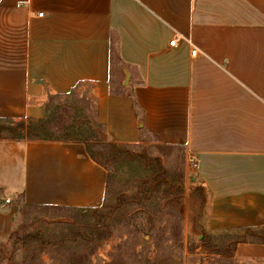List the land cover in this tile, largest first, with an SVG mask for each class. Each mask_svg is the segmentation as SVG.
Listing matches in <instances>:
<instances>
[{
	"label": "crops",
	"instance_id": "obj_1",
	"mask_svg": "<svg viewBox=\"0 0 264 264\" xmlns=\"http://www.w3.org/2000/svg\"><path fill=\"white\" fill-rule=\"evenodd\" d=\"M69 93L108 143L181 150L204 233L264 238V0H0V119H44ZM106 183L84 143L1 139L0 240L20 204L95 208ZM233 257L264 261L263 240Z\"/></svg>",
	"mask_w": 264,
	"mask_h": 264
},
{
	"label": "rangeland",
	"instance_id": "obj_2",
	"mask_svg": "<svg viewBox=\"0 0 264 264\" xmlns=\"http://www.w3.org/2000/svg\"><path fill=\"white\" fill-rule=\"evenodd\" d=\"M88 103L73 93L51 97L45 117L48 125L33 134L39 138L87 140L91 154L107 172L103 203L88 209L20 204L11 234L0 240V264H57L53 260L57 252L53 245L60 236L75 230L84 234L94 232L95 227L101 230L104 240L92 258L93 263H108L114 254L124 263L131 261L129 251L133 246H136L134 251L140 253L137 259H154L152 240L145 245L140 240H148L156 234L168 236L171 225L178 224L177 220L182 225V248L162 251L157 264L170 261L172 264H264V261L241 262L228 257L221 249L227 234L210 232L203 236L204 192L193 186L181 150L159 146L148 133L144 134L146 143L137 147H97L90 142L95 138L93 132L99 134V130L94 121L93 103ZM8 125L0 123V138L10 134V130L3 129ZM144 189H180V194L168 202H133V196L140 199L139 192ZM136 224L139 233L145 235H138L134 242L131 232L137 228ZM150 226L153 229L149 232Z\"/></svg>",
	"mask_w": 264,
	"mask_h": 264
},
{
	"label": "trees",
	"instance_id": "obj_3",
	"mask_svg": "<svg viewBox=\"0 0 264 264\" xmlns=\"http://www.w3.org/2000/svg\"><path fill=\"white\" fill-rule=\"evenodd\" d=\"M71 94V93H69ZM61 96V95H58ZM65 96V95H63ZM48 120L45 119H39V120H33V119H24V118H18V119H0V123H9L10 125L5 126L3 129L6 131H11L9 135L6 137H2L1 139H10V140H58V141H71V142H81L84 143L86 146V151L88 155L99 165H101L104 169V165H102L98 160H96L93 155L91 154L90 149V143L87 140H79L75 138H68V139H62V138H39L33 134L34 132H38L40 130H44L47 124ZM96 123V128L99 130L98 132H93L95 135V138L92 139L90 142L95 143V145H98L97 147H101L102 149L114 147L115 144L108 143L104 137L103 128L100 124ZM122 146V145H121ZM127 147V146H126ZM133 147V146H132ZM163 147V146H161ZM165 148V147H163ZM170 149V148H169ZM106 170V169H105ZM199 191L202 189H198ZM200 191V192H201ZM180 194V189H176L175 191L173 189H163L158 191L157 189H144V191H140L139 195H141V198L138 199L136 196H133L135 198L133 202L137 203V200L142 203H151L153 200H158L160 202H168L172 198L178 196ZM30 206V205H27ZM30 207H37L42 208V206H30ZM44 208H50V207H44ZM55 209V208H54ZM66 209V208H65ZM178 221V224H172L170 227V231L168 233V236H165L164 234H156L154 237L149 236L148 240H140L142 244H148L149 241L152 240L153 248L155 250L156 256L154 259H150L147 257L146 260L137 259L138 256H140V253H136L135 247L133 246L132 249L129 251V256L131 258V261H128L124 263L121 261L116 254L111 256V261L104 264H157V260H159L161 252L166 250H172L173 247L181 250L182 248V225L180 224V221ZM102 223V222H101ZM99 224V223H98ZM104 225V223H102ZM137 228L134 229L131 233L132 239L135 242L137 240V236L141 235L144 236L145 234L139 233V225L136 224ZM98 227H95L94 232H86L80 233L79 231L75 230L73 233H70L66 236L62 235L60 236V239L56 244L53 245V247H56L57 250L56 256L53 258V260L57 264H95L93 263V257L95 256L96 250L101 247L102 241L104 240V235L102 234L101 230L97 229ZM153 228L150 226L149 232ZM81 231V229H80ZM83 232V231H82ZM201 232L203 236L206 234L204 233L203 229L201 228ZM163 233V232H162ZM236 233L237 235H234ZM223 234H227L226 237H224L223 245L221 249H224L227 253V256L235 259L233 257V250L238 243L247 242V241H260L264 238L261 234H259L256 231L251 230H245V231H230ZM208 235V234H206ZM221 241V242H222ZM167 243H170V245H167ZM136 244V243H135ZM170 258V257H169ZM236 260V259H235ZM241 262H245L243 260H239ZM253 261V260H249ZM160 264V263H158ZM169 264H172L170 261Z\"/></svg>",
	"mask_w": 264,
	"mask_h": 264
},
{
	"label": "built area",
	"instance_id": "obj_4",
	"mask_svg": "<svg viewBox=\"0 0 264 264\" xmlns=\"http://www.w3.org/2000/svg\"><path fill=\"white\" fill-rule=\"evenodd\" d=\"M38 17H42V13H39ZM179 39H180V36L178 34L172 35L168 41V46L171 48L176 47L178 45ZM195 53H196V50H192V54H195ZM191 163H192L193 167H197V165H198V162L194 158L189 159V164H191ZM8 202H9V200H6V203H8Z\"/></svg>",
	"mask_w": 264,
	"mask_h": 264
}]
</instances>
